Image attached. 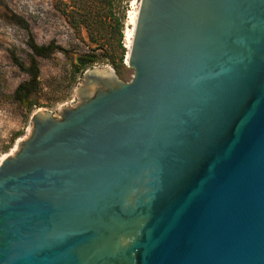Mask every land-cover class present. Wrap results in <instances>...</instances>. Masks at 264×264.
Segmentation results:
<instances>
[{
    "label": "water",
    "instance_id": "95a60500",
    "mask_svg": "<svg viewBox=\"0 0 264 264\" xmlns=\"http://www.w3.org/2000/svg\"><path fill=\"white\" fill-rule=\"evenodd\" d=\"M125 63L0 160V264H264V0H139Z\"/></svg>",
    "mask_w": 264,
    "mask_h": 264
},
{
    "label": "rangeland",
    "instance_id": "374dc122",
    "mask_svg": "<svg viewBox=\"0 0 264 264\" xmlns=\"http://www.w3.org/2000/svg\"><path fill=\"white\" fill-rule=\"evenodd\" d=\"M139 0H0V157L16 148L31 129V115L46 109L58 116L78 101L83 74L110 67L123 81L133 68L125 63L126 30ZM135 9V10H134ZM54 43L49 56L36 55L39 74L27 99L16 100V86L28 75L14 58L29 62L28 43Z\"/></svg>",
    "mask_w": 264,
    "mask_h": 264
},
{
    "label": "trees",
    "instance_id": "16d2710c",
    "mask_svg": "<svg viewBox=\"0 0 264 264\" xmlns=\"http://www.w3.org/2000/svg\"><path fill=\"white\" fill-rule=\"evenodd\" d=\"M28 45L32 50V54L29 56L28 63H25L18 58H14V62L18 65V67L28 75V78L20 82L14 89L13 96L16 98V100L27 99L29 93L36 87L39 68L35 56L39 55L47 57L56 49H61L60 46L52 42L47 44H38L33 39L29 41Z\"/></svg>",
    "mask_w": 264,
    "mask_h": 264
},
{
    "label": "bare ground",
    "instance_id": "6f19581e",
    "mask_svg": "<svg viewBox=\"0 0 264 264\" xmlns=\"http://www.w3.org/2000/svg\"><path fill=\"white\" fill-rule=\"evenodd\" d=\"M135 10V9H134ZM136 15H137V10H135L132 15L130 16V23H131V28L126 30L125 33V42H126V47L127 49H129V45H130V40L133 34V26L135 24V19H136ZM5 156L0 157V160L3 159Z\"/></svg>",
    "mask_w": 264,
    "mask_h": 264
}]
</instances>
